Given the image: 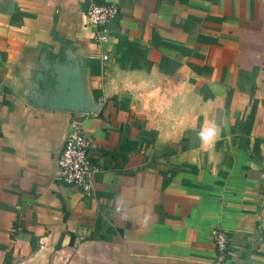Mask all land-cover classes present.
I'll use <instances>...</instances> for the list:
<instances>
[{
  "label": "crops",
  "instance_id": "obj_1",
  "mask_svg": "<svg viewBox=\"0 0 264 264\" xmlns=\"http://www.w3.org/2000/svg\"><path fill=\"white\" fill-rule=\"evenodd\" d=\"M110 1L99 47L86 0H0V264H210L215 228L264 264V0ZM73 115L88 196L56 177Z\"/></svg>",
  "mask_w": 264,
  "mask_h": 264
},
{
  "label": "built area",
  "instance_id": "obj_2",
  "mask_svg": "<svg viewBox=\"0 0 264 264\" xmlns=\"http://www.w3.org/2000/svg\"><path fill=\"white\" fill-rule=\"evenodd\" d=\"M118 15L119 6L114 1L86 0L84 25L92 29L94 45L100 47L107 42L106 27ZM102 60L107 61L108 55H103ZM70 126L71 129L57 157L56 177L63 185L78 188L88 196L93 188V177L99 169L89 158L92 145L84 130L83 117L73 115ZM211 240L214 258L210 264H226L230 235L220 228H215Z\"/></svg>",
  "mask_w": 264,
  "mask_h": 264
},
{
  "label": "clouds",
  "instance_id": "obj_3",
  "mask_svg": "<svg viewBox=\"0 0 264 264\" xmlns=\"http://www.w3.org/2000/svg\"><path fill=\"white\" fill-rule=\"evenodd\" d=\"M198 135L202 138L203 141L209 142L213 140L217 135V129L215 126L202 128Z\"/></svg>",
  "mask_w": 264,
  "mask_h": 264
},
{
  "label": "water",
  "instance_id": "obj_4",
  "mask_svg": "<svg viewBox=\"0 0 264 264\" xmlns=\"http://www.w3.org/2000/svg\"><path fill=\"white\" fill-rule=\"evenodd\" d=\"M65 88H70L73 91H75L76 90V85L74 83L69 84L66 80H64V82H62V84H59L58 85L56 95L57 96H61L62 91ZM67 110L74 111L75 110V107H67Z\"/></svg>",
  "mask_w": 264,
  "mask_h": 264
}]
</instances>
